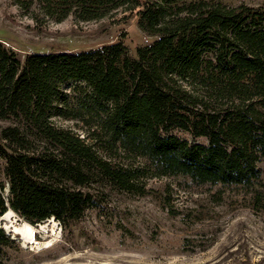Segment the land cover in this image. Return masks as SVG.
Instances as JSON below:
<instances>
[{
	"label": "trees",
	"instance_id": "16d2710c",
	"mask_svg": "<svg viewBox=\"0 0 264 264\" xmlns=\"http://www.w3.org/2000/svg\"><path fill=\"white\" fill-rule=\"evenodd\" d=\"M69 1V0H66ZM99 19L139 0H70ZM100 9V8H99ZM139 26L158 38L21 60L0 41V217L64 227L95 204L93 185L141 194L143 179L243 187L264 201V7L146 0ZM81 125L82 136L56 124ZM174 130L205 138L190 142ZM36 145H39L38 147ZM13 241L0 229V257Z\"/></svg>",
	"mask_w": 264,
	"mask_h": 264
},
{
	"label": "rangeland",
	"instance_id": "374dc122",
	"mask_svg": "<svg viewBox=\"0 0 264 264\" xmlns=\"http://www.w3.org/2000/svg\"><path fill=\"white\" fill-rule=\"evenodd\" d=\"M140 7L120 8L99 19L66 0H0V41L21 60L33 53H80L122 42L131 57L158 37L142 31ZM228 7L263 8L264 0H211ZM100 8V9H99ZM56 124L82 136L81 125ZM6 123H0L5 126ZM190 142L205 138L172 132ZM37 147L39 145H36ZM264 182V159L257 164ZM7 163L0 157V185L9 196ZM141 194L93 185L95 204L64 227L51 218L31 224L14 210L0 217V229L13 244L4 247L0 264H264V201L243 187L198 185L186 177L143 179ZM10 216V221L3 220ZM41 230L25 243L13 227Z\"/></svg>",
	"mask_w": 264,
	"mask_h": 264
},
{
	"label": "bare ground",
	"instance_id": "6f19581e",
	"mask_svg": "<svg viewBox=\"0 0 264 264\" xmlns=\"http://www.w3.org/2000/svg\"><path fill=\"white\" fill-rule=\"evenodd\" d=\"M3 220L10 221V216L9 215L4 216ZM40 231H43V229H41ZM40 231L36 230L31 226L26 225L23 227H19V226L13 227L12 233L19 235L25 243L33 244L35 243L36 234H38Z\"/></svg>",
	"mask_w": 264,
	"mask_h": 264
}]
</instances>
